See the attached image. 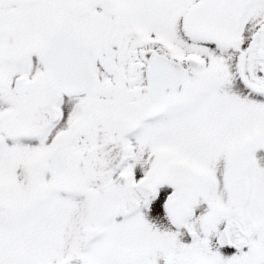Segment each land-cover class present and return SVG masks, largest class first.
I'll return each mask as SVG.
<instances>
[{
  "label": "snow or ice",
  "instance_id": "6c2138e0",
  "mask_svg": "<svg viewBox=\"0 0 264 264\" xmlns=\"http://www.w3.org/2000/svg\"><path fill=\"white\" fill-rule=\"evenodd\" d=\"M0 264H264V0H0Z\"/></svg>",
  "mask_w": 264,
  "mask_h": 264
}]
</instances>
